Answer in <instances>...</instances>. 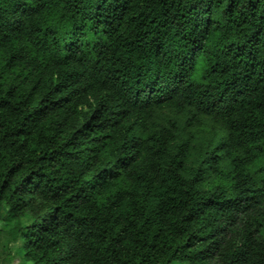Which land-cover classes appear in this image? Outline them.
Masks as SVG:
<instances>
[{"label": "clouds", "instance_id": "1", "mask_svg": "<svg viewBox=\"0 0 264 264\" xmlns=\"http://www.w3.org/2000/svg\"><path fill=\"white\" fill-rule=\"evenodd\" d=\"M10 56L29 80L46 81L48 91L59 85L71 103L29 127L36 152L5 136L22 115L2 110L0 264H199L200 246L170 258L167 241L129 229L123 212L145 211L144 197L127 195L136 177L179 187L177 216L197 201L252 191L249 211L241 214V201L204 218L209 227L230 225L208 238L206 264H264V230L254 231L264 221V173L253 175L264 154L249 163L250 140L264 148V0H0V85L24 89L23 76L3 68ZM90 115L109 137L103 156L82 139L92 121L72 135ZM191 119L213 131L177 170L173 125ZM46 154L51 163L39 161ZM117 174L126 178L120 186Z\"/></svg>", "mask_w": 264, "mask_h": 264}, {"label": "trees", "instance_id": "2", "mask_svg": "<svg viewBox=\"0 0 264 264\" xmlns=\"http://www.w3.org/2000/svg\"><path fill=\"white\" fill-rule=\"evenodd\" d=\"M21 61L16 57H8V63L3 65V68L7 73H10L16 79L23 76L22 84L27 82V87L21 89L18 85L10 82L7 88L0 85V116H2V110L9 109V116L16 114L22 115V119L19 120V127L15 128L12 132H6L5 136L14 137V144L20 149H26L31 152H36L39 149V143H30L29 139L32 137L33 132L29 131V127H34L48 121L54 120L57 113H62L63 109L70 104L68 97L63 95L62 92L57 91L60 87L53 83L51 91H48V84L46 81L36 79L34 81L29 80V75L19 68ZM4 78V74L0 73V80ZM64 101L66 103H61ZM26 109H30L27 110ZM94 115V114H93ZM66 119H70L66 117ZM89 121H92L91 128L86 132L85 137L89 139V143H98L100 145V156L104 155L107 150V144L109 137L101 134L106 130H102L99 124L93 120V116L90 115L88 120H79V127L72 133L75 136L81 132L82 129L89 128ZM27 122V123H26ZM11 123V120L9 121ZM5 127L0 123V128ZM173 127L177 129V135L173 137L172 141H169V149L174 150V155L171 160V164L175 166V169L181 170L189 167L192 161L197 155L201 143L205 138L212 134L213 129L206 126L202 120L191 119L184 120L182 125L174 124ZM248 127V126H246ZM38 139V138H37ZM151 139V137H148ZM174 141V143H173ZM18 142V143H17ZM253 145L252 159L249 163H254L258 160L261 154H264V148H260L255 139L249 142ZM12 147V145H9ZM220 144L216 145L215 151L221 148ZM184 156L182 159L181 157ZM39 161L45 163H51L53 157L51 154L39 156ZM213 162H217L218 158L209 155L206 158ZM205 161H201L204 163ZM102 171H109L108 169H101ZM12 172V169H9ZM199 173V168L195 169L193 180L196 179V174ZM264 173V168H256V172L253 175ZM43 176L44 173H39ZM25 179H28L26 177ZM117 186H120L122 180H126L125 177L117 174L112 178ZM137 183H128L126 186L131 187L133 191L127 195L131 197H144L139 203L144 207V213H138L136 215H130L128 212H123V216L127 219L129 229L144 228L145 233L150 237L152 241H167L166 246L170 249V258L176 257L177 253L183 250L187 252L193 246H200L199 253H202L201 261L199 264H206L208 260L212 258L214 253H209L211 245L208 244V238H213L215 242V236H223L230 225L217 224L215 227H209L203 223L204 218L207 215H212L215 219L216 215H221L226 211L231 210L232 205L238 202H243L241 205V214L249 211L253 207V202L256 200L255 194L245 189V195L235 196L232 200H212L210 197L201 201H197L193 208L187 209L186 212L182 211L177 216L172 207L175 202L180 199L181 190L179 187H171L167 180H161L158 184L153 183L150 185H144L139 183L140 178L136 177ZM264 183V181H261ZM259 191V190H257ZM108 195V192L103 194ZM181 203H186L181 201ZM225 205L227 207H217V205ZM127 206L125 202H122V207ZM133 211H135L133 209ZM146 217V218H145ZM230 219V218H229ZM258 219V218H257ZM139 221V223L137 222ZM203 229V231H201ZM261 230H264V221L257 223L256 231L258 234ZM174 237V239H170ZM183 240L180 243V240ZM175 245V246H173ZM152 248L160 247L159 243H153L150 245ZM27 255V254H26Z\"/></svg>", "mask_w": 264, "mask_h": 264}]
</instances>
